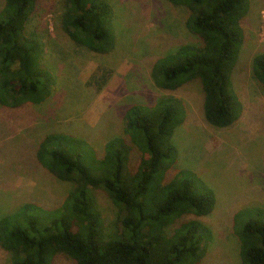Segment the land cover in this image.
<instances>
[{
	"label": "trees",
	"instance_id": "trees-1",
	"mask_svg": "<svg viewBox=\"0 0 264 264\" xmlns=\"http://www.w3.org/2000/svg\"><path fill=\"white\" fill-rule=\"evenodd\" d=\"M0 10V105H40L51 94L54 76L42 64L43 46L27 24L37 0H3ZM183 6L186 27L200 43L186 44L158 58L150 69L156 88L174 92L199 82L203 117L215 128L233 125L241 112L232 72L243 42L241 23L249 0H165ZM113 10L107 0H65L60 23L77 46L98 55L115 47ZM252 74L264 92V53L252 59ZM103 71L89 86L101 90ZM180 98L160 97L152 106L134 104L123 114L122 136L109 140L98 157L86 141L49 133L36 150L37 162L56 180L69 184L61 205L46 210L25 203L0 219V247L10 264H52L58 254L74 264H199L212 241L211 230L198 220L215 205L213 191L192 171L165 175L177 160L172 137L183 124ZM139 155L134 171L128 164ZM87 159L92 165L86 164ZM103 191L122 212L116 232L106 234L94 192ZM241 264H264V208L239 210Z\"/></svg>",
	"mask_w": 264,
	"mask_h": 264
},
{
	"label": "rangeland",
	"instance_id": "rangeland-1",
	"mask_svg": "<svg viewBox=\"0 0 264 264\" xmlns=\"http://www.w3.org/2000/svg\"><path fill=\"white\" fill-rule=\"evenodd\" d=\"M113 10L115 47L98 55L77 46L63 32L60 15L65 0H37L27 24L43 46L42 64L54 76L48 99L40 105L7 108L0 105V219L25 203L42 209L57 208L69 184L56 180L36 160V150L49 133L78 137L101 157L105 144L122 136L123 114L134 104L152 106L163 96L180 98L185 118L172 143L177 150L170 181L179 170L194 172L214 193L213 211L198 220L212 232V241L199 264H241L239 232L242 209L264 208V92L252 74V59L264 53V0H249L241 23L243 42L231 80L241 105L236 122L215 128L203 117V92L199 82L174 91L156 88L150 78L154 62L181 45L200 40L186 27L190 12L165 0H107ZM4 4L0 0V10ZM107 75L101 90L89 86L92 75ZM140 155L134 149L128 164L134 171ZM87 166L91 160L87 159ZM106 234L116 232L122 217L101 191L94 192ZM0 264L10 255L0 247ZM52 264H74L63 254Z\"/></svg>",
	"mask_w": 264,
	"mask_h": 264
}]
</instances>
